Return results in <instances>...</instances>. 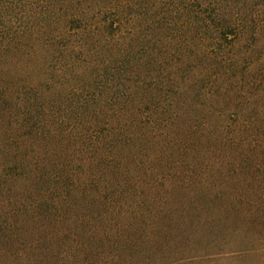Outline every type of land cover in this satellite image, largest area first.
I'll return each instance as SVG.
<instances>
[{
	"label": "trees",
	"instance_id": "trees-1",
	"mask_svg": "<svg viewBox=\"0 0 264 264\" xmlns=\"http://www.w3.org/2000/svg\"><path fill=\"white\" fill-rule=\"evenodd\" d=\"M261 230L264 0H0V264H187Z\"/></svg>",
	"mask_w": 264,
	"mask_h": 264
},
{
	"label": "rangeland",
	"instance_id": "rangeland-1",
	"mask_svg": "<svg viewBox=\"0 0 264 264\" xmlns=\"http://www.w3.org/2000/svg\"><path fill=\"white\" fill-rule=\"evenodd\" d=\"M249 238L255 242L248 248L236 245L233 250L222 249V256L197 259L187 264H264V230L251 232Z\"/></svg>",
	"mask_w": 264,
	"mask_h": 264
}]
</instances>
